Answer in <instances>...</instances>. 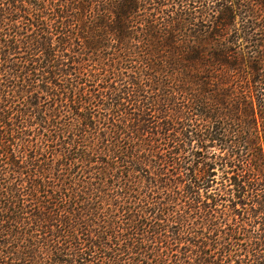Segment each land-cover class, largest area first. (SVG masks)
<instances>
[{
	"label": "trees",
	"instance_id": "trees-1",
	"mask_svg": "<svg viewBox=\"0 0 264 264\" xmlns=\"http://www.w3.org/2000/svg\"><path fill=\"white\" fill-rule=\"evenodd\" d=\"M0 264H264V0H0Z\"/></svg>",
	"mask_w": 264,
	"mask_h": 264
}]
</instances>
